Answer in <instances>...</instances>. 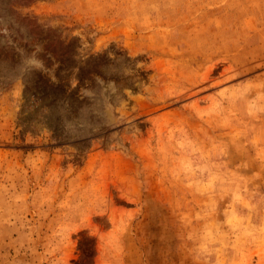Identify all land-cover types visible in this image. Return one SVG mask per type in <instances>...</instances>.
I'll use <instances>...</instances> for the list:
<instances>
[{"label":"rangeland","instance_id":"374dc122","mask_svg":"<svg viewBox=\"0 0 264 264\" xmlns=\"http://www.w3.org/2000/svg\"><path fill=\"white\" fill-rule=\"evenodd\" d=\"M0 264H264V0H0Z\"/></svg>","mask_w":264,"mask_h":264}]
</instances>
